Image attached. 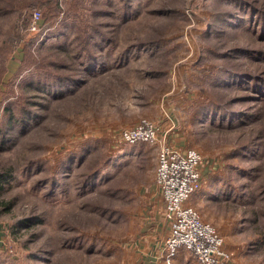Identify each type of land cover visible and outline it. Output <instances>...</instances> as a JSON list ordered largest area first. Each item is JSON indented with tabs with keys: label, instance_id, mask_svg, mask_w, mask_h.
<instances>
[{
	"label": "rangeland",
	"instance_id": "obj_1",
	"mask_svg": "<svg viewBox=\"0 0 264 264\" xmlns=\"http://www.w3.org/2000/svg\"><path fill=\"white\" fill-rule=\"evenodd\" d=\"M141 117L201 151L228 264H264V0H0V264L141 263Z\"/></svg>",
	"mask_w": 264,
	"mask_h": 264
},
{
	"label": "built area",
	"instance_id": "obj_2",
	"mask_svg": "<svg viewBox=\"0 0 264 264\" xmlns=\"http://www.w3.org/2000/svg\"><path fill=\"white\" fill-rule=\"evenodd\" d=\"M36 12V19H39ZM35 28V23H34ZM159 125L149 117L121 129L124 144L149 143L157 148L156 183L165 204L170 233L164 242L165 264H174L181 248L188 249L197 264H228L231 253L224 236L188 200L202 187L201 151L179 149L160 136Z\"/></svg>",
	"mask_w": 264,
	"mask_h": 264
},
{
	"label": "crops",
	"instance_id": "obj_3",
	"mask_svg": "<svg viewBox=\"0 0 264 264\" xmlns=\"http://www.w3.org/2000/svg\"><path fill=\"white\" fill-rule=\"evenodd\" d=\"M154 114H156V115L155 116L151 115V116L156 117L157 112ZM150 119H152V118H150ZM158 119H159V116H158ZM158 119L157 120L152 119V120H154L160 127V130H161L160 136L163 137V136L170 135V137H172V138L174 137V143L171 142L173 144V146H175L179 149H186V148H183L181 146L180 147L176 146V144L178 143V141H177L178 135H177V132L174 130L175 126L172 125L171 123H169V121H163V123H162ZM137 122H135V123H137ZM134 149H135L134 152L138 150L136 147ZM141 149L142 150H140V154L142 153V158H143V156H145V158L149 157L150 163H152V160H154L153 163L157 164V148H156V146L155 147L151 146V149L148 148L147 146H143ZM211 177H212V175L210 177H208V175L206 174V171L203 170L201 189H203V191L205 189L206 193L208 190L211 189L210 188L211 182H212ZM160 193H157V191L155 193L148 192L145 195L147 198L153 197V196L156 197L154 199L157 200V209H153L155 214H156V219H155L154 225H152V226L150 225V229L147 230L141 238V240L143 242L141 243L140 247H141V252L143 253V256H142V261L140 264H165V254L163 251V249H164L163 247H164L165 239L168 236V234L170 233V225L165 218V204H164V199ZM194 201H192V199H190V200H188V203L196 207V205L193 204L196 202V201L195 202ZM197 204H202V203L200 201H198ZM211 207L214 208L213 206H211ZM151 212H152V210H151ZM208 214L209 213H205V215H208ZM204 220L209 221L208 219H204ZM209 222H211V221H209ZM174 264H197V262H196L195 257L193 256V254L188 249L181 248L179 253L177 254V256L174 258Z\"/></svg>",
	"mask_w": 264,
	"mask_h": 264
},
{
	"label": "trees",
	"instance_id": "obj_4",
	"mask_svg": "<svg viewBox=\"0 0 264 264\" xmlns=\"http://www.w3.org/2000/svg\"><path fill=\"white\" fill-rule=\"evenodd\" d=\"M0 180H1V178H0Z\"/></svg>",
	"mask_w": 264,
	"mask_h": 264
}]
</instances>
